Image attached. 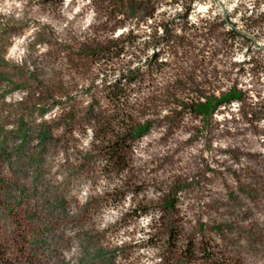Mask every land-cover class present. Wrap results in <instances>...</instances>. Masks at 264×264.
Returning a JSON list of instances; mask_svg holds the SVG:
<instances>
[{
	"label": "rangeland",
	"instance_id": "rangeland-1",
	"mask_svg": "<svg viewBox=\"0 0 264 264\" xmlns=\"http://www.w3.org/2000/svg\"><path fill=\"white\" fill-rule=\"evenodd\" d=\"M0 264H264V0H0Z\"/></svg>",
	"mask_w": 264,
	"mask_h": 264
},
{
	"label": "trees",
	"instance_id": "trees-1",
	"mask_svg": "<svg viewBox=\"0 0 264 264\" xmlns=\"http://www.w3.org/2000/svg\"><path fill=\"white\" fill-rule=\"evenodd\" d=\"M189 13L188 10H186L184 12V15L187 16V14ZM111 46H108L107 49H105L103 46H101L98 51L96 52H100V53H105V52H111L112 50L109 48ZM124 47H122L121 49L115 51V54H118L120 53L122 50H123ZM159 55V51H154L153 52V55H152V59L153 60H156L157 57ZM138 71V68L137 69H129L126 73H123L119 76V78L115 79L114 82L112 83H109V88L113 91L111 92L112 95L111 97L113 98V100L117 103L121 102V98H122V95H123V90H122V87L124 85V87H129L130 84H133L134 81L136 80L135 76L133 77L134 74H136ZM124 79V83H121V80ZM124 132L126 133V138H121V139H118L116 140L115 143H113L114 145H112L111 147H108L110 148V154H108V158L109 161L113 164V165H116V164H120L121 161H122V155H123V148L120 147L119 143L120 142H123V143H127L129 140V138H131L134 133H135V127L132 126V123L131 122H128V124L124 125ZM129 135V136H128ZM123 139V140H122Z\"/></svg>",
	"mask_w": 264,
	"mask_h": 264
}]
</instances>
